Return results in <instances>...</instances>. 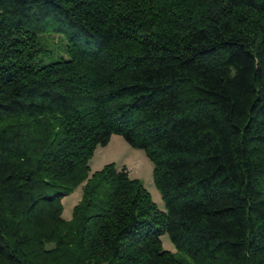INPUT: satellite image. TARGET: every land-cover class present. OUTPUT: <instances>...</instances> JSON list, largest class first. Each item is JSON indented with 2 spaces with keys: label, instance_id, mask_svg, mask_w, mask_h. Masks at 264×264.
<instances>
[{
  "label": "trees",
  "instance_id": "trees-1",
  "mask_svg": "<svg viewBox=\"0 0 264 264\" xmlns=\"http://www.w3.org/2000/svg\"><path fill=\"white\" fill-rule=\"evenodd\" d=\"M114 134L166 211L125 165L91 173ZM164 233L264 264V0H0V264H186Z\"/></svg>",
  "mask_w": 264,
  "mask_h": 264
},
{
  "label": "rangeland",
  "instance_id": "rangeland-1",
  "mask_svg": "<svg viewBox=\"0 0 264 264\" xmlns=\"http://www.w3.org/2000/svg\"><path fill=\"white\" fill-rule=\"evenodd\" d=\"M61 38L62 36L59 34L49 33L41 35L40 40L45 47L44 53L46 56L55 54L56 56L68 57L67 52L62 48ZM111 162H114L118 168H122L125 165L132 177L140 178L150 191L152 199L156 202L159 209L166 211L164 199L154 181V164L143 149L131 146L121 135L114 134L108 145L97 147L94 156L90 160L91 173ZM82 196L83 188L81 185L63 198V216L65 219L69 220L72 218L73 208L82 199ZM161 239L165 249L174 252L186 264H194L188 255L178 252L168 233H164Z\"/></svg>",
  "mask_w": 264,
  "mask_h": 264
}]
</instances>
